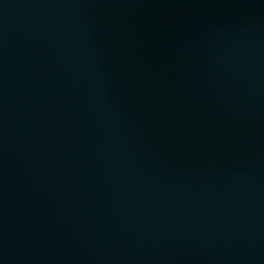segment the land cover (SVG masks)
Listing matches in <instances>:
<instances>
[{"label": "water", "instance_id": "95a60500", "mask_svg": "<svg viewBox=\"0 0 264 264\" xmlns=\"http://www.w3.org/2000/svg\"><path fill=\"white\" fill-rule=\"evenodd\" d=\"M0 264H264V0H0Z\"/></svg>", "mask_w": 264, "mask_h": 264}]
</instances>
